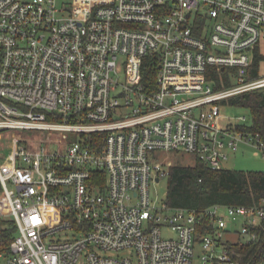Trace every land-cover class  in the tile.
<instances>
[{
    "label": "built area",
    "instance_id": "1",
    "mask_svg": "<svg viewBox=\"0 0 264 264\" xmlns=\"http://www.w3.org/2000/svg\"><path fill=\"white\" fill-rule=\"evenodd\" d=\"M263 38L264 0H0V133H15L0 216L18 229L4 264H194L196 244L203 264H240L229 246L261 240L264 197L197 210L150 188L172 166L160 151L213 169L240 143L264 156L260 133L231 129L247 118L221 112L264 88Z\"/></svg>",
    "mask_w": 264,
    "mask_h": 264
},
{
    "label": "trees",
    "instance_id": "2",
    "mask_svg": "<svg viewBox=\"0 0 264 264\" xmlns=\"http://www.w3.org/2000/svg\"><path fill=\"white\" fill-rule=\"evenodd\" d=\"M263 61L264 54L258 45L255 48L252 76L260 74ZM143 69V80L154 81L156 69L153 58L145 59ZM221 79H224V83ZM208 80H216V88L232 85L227 69L208 73ZM222 104L246 108L251 113L250 124L242 122L231 129L250 130L260 133L264 138V88L233 96ZM167 179L165 202L175 208L204 210L215 204L252 205L259 203L264 197V171L213 169L198 158L193 165H172ZM205 229L206 227H203V230ZM17 230L13 220L0 216V256L9 251ZM229 247L239 255L240 264H264V233L258 242H238L230 244Z\"/></svg>",
    "mask_w": 264,
    "mask_h": 264
},
{
    "label": "rangeland",
    "instance_id": "3",
    "mask_svg": "<svg viewBox=\"0 0 264 264\" xmlns=\"http://www.w3.org/2000/svg\"><path fill=\"white\" fill-rule=\"evenodd\" d=\"M260 50L264 54V38L260 43ZM260 76H264V61L260 65ZM222 114L225 116L222 123L228 125L232 123H238L240 117H246L247 121L242 124H250L251 113L248 109L242 107H235L231 105H222ZM30 135V133H25ZM15 136L14 132L0 133V153L7 154L12 144V140ZM229 159L223 162V167L232 170H245V171H264V156L263 154L254 147L247 146L245 143H240L239 149L236 152H229ZM156 159L163 164L168 166L170 164H182V165H193L196 163V156L193 154H187L184 152H157ZM168 189V179L164 177L159 183L151 184V195L153 203L156 206H161L166 199ZM163 235L174 236V233L169 229L163 230ZM128 252H123L120 256L126 255ZM204 251L202 244H196L194 251V264H203L202 257ZM0 264H4V260L0 259Z\"/></svg>",
    "mask_w": 264,
    "mask_h": 264
}]
</instances>
